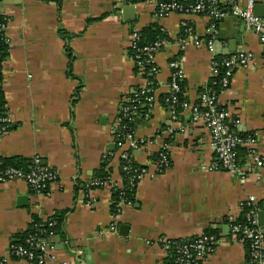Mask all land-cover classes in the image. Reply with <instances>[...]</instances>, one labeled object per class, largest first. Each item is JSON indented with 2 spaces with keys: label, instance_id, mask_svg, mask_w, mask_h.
Wrapping results in <instances>:
<instances>
[{
  "label": "crops",
  "instance_id": "crops-1",
  "mask_svg": "<svg viewBox=\"0 0 264 264\" xmlns=\"http://www.w3.org/2000/svg\"><path fill=\"white\" fill-rule=\"evenodd\" d=\"M241 8L249 0H235ZM264 19V0H254ZM158 0H0L10 45L0 86L11 119L0 139V159L31 161L58 173L47 191L24 181L0 183V263L16 260L11 247L34 219L46 223L67 212L63 229L47 242L46 264H166L163 240L219 238L204 264H250L245 242L231 234L251 197L264 211V168L241 183L217 168L211 134L190 111L174 118L165 104L172 61L181 62L184 96L196 105L213 78L216 57L251 52L254 63L237 69L231 89L219 98L235 132L251 134L264 160V45L237 18L218 23L178 13L159 18ZM133 6L132 13L123 7ZM183 23L216 54L186 39ZM158 26L170 46L156 57L155 102L150 118L136 120L135 135L146 141L133 152L136 163L155 173L152 160L169 146L170 169L141 181L130 204L117 208L116 189L126 187L114 127L132 92L148 84L130 55L134 32ZM124 148L123 150H126ZM106 170L115 187H95ZM107 178V177H106ZM115 206V209L113 208ZM114 228V230H112ZM211 234V235H212Z\"/></svg>",
  "mask_w": 264,
  "mask_h": 264
},
{
  "label": "built area",
  "instance_id": "built-area-1",
  "mask_svg": "<svg viewBox=\"0 0 264 264\" xmlns=\"http://www.w3.org/2000/svg\"><path fill=\"white\" fill-rule=\"evenodd\" d=\"M254 8V0H249L247 6L244 8H241L235 0H195L194 5L189 8H185L176 3L158 4L156 15L159 18L169 16L173 13L202 16L210 19L214 24L234 17L239 19L248 30L253 31L264 45V19L256 16ZM182 25L186 33V39L189 38L196 47H206L210 53L217 55L213 39L217 34L215 30L212 29V33L214 34L213 38L206 45L202 39L194 36L191 27H188L186 23ZM6 31L7 20L0 23V47L4 46L8 48L10 39ZM132 37L131 49H135L138 53L134 61L148 85L132 92V95L121 107L120 116L114 127L116 144L121 149L123 173L127 176V179L124 177L126 187L121 190H115L119 198L117 204L118 209L125 204L132 203L127 198L126 191L133 194L138 184L148 175L154 178L170 169L171 166L168 152L169 146L167 145H164L160 149L157 159L152 160V165L156 170L155 173H150L149 170L136 163L133 152L142 151L146 146V141L137 139L135 132L124 133L125 128L121 126L124 120L133 122L138 119L139 105L142 98L145 99L143 107H147L144 119L150 118L155 96L154 91L151 89L153 82L146 78V75L149 73L153 78H156L160 74V68L156 65V57L165 47L171 45L167 41L138 48L139 33L134 32ZM186 39L180 40L181 50H184L187 46ZM254 61L255 55L251 52H239L236 55L225 58L216 57L213 62V78L196 105L189 103L187 100L183 103L180 102L181 98L184 97V91H182L181 86V82L183 81L182 65L179 60L172 61L169 64L171 71L170 93L165 99V104L171 108L174 118L178 117L182 111H190L194 123L203 122L211 134V144L216 153L219 165L217 168L234 175L241 183L247 181L249 172L261 171L264 168V160L258 153L256 139L252 135L244 138L235 132V126L240 123L230 120L226 109L221 107L219 98L222 93L231 89L237 69L240 67H249ZM2 64L3 56L0 52V75L2 72ZM218 79L217 86L219 85V94L209 88V85L211 83L215 85L216 82L214 81ZM179 106L181 112L178 114L176 108ZM10 126L11 119L6 107H0V139L9 132ZM118 137L121 139L117 140ZM124 148L127 149L123 150ZM241 148L247 150L244 158L240 155ZM16 180L24 181L35 192H45L58 180V173L43 166L40 157H35L31 160L30 167L26 172L16 168H4L2 167V163H0V183ZM111 180L108 177L103 180L97 179L93 186L114 188L115 185ZM245 204L253 207V209L246 214L245 223L238 224L237 221L231 220V234L247 243L250 264H264V227L259 223V213L261 210L257 207L256 200L253 197ZM52 226V223L49 224V227ZM47 240L49 241L50 238L39 241L34 238L29 239L27 241L28 248L12 245L11 255L16 260L26 261L32 264H46ZM163 242L167 255L173 253L178 257L176 261L179 264H204L210 252L218 245L219 238L216 235L206 234L194 239L163 240ZM36 250L40 253H35Z\"/></svg>",
  "mask_w": 264,
  "mask_h": 264
},
{
  "label": "trees",
  "instance_id": "trees-1",
  "mask_svg": "<svg viewBox=\"0 0 264 264\" xmlns=\"http://www.w3.org/2000/svg\"><path fill=\"white\" fill-rule=\"evenodd\" d=\"M158 2L160 5L176 3V4L184 6L185 8H189V7H192L194 5L195 0H158ZM5 20H7V19H5L4 17H2L0 15V23L5 22ZM188 27H191V26L188 25ZM139 35H140V38H139V42L137 45L138 48H143L145 46L152 45L155 43H164V42L169 41V37L158 26H153V27L144 29L142 32L139 33ZM182 38L186 39L185 30H183ZM6 49H7V47H4V46L0 47V52L2 53L3 58H5L7 55ZM130 55L135 60L138 53L135 49H130ZM221 58H225V57L221 56ZM146 78H148L151 82H153L151 85V89L154 91L155 87H156L155 78H153L149 73H147ZM214 82H216V84L214 85L211 83V85H209V88L213 89L214 91H216L219 94L220 93L219 85L217 86L219 79L215 80ZM181 86H182V91H183L184 87H185L184 80L181 82ZM144 100L145 99L142 98L141 103L139 105V117H138V119L144 118V115L147 112V107H143L145 104ZM184 101H186L185 96L181 98L180 102L183 103ZM3 105H4L3 94H2V90H1V86H0V107H3ZM176 112L178 114L181 112L180 106L176 108ZM121 126H122V128L123 127L125 128L124 133L135 132L136 121L134 120L133 122H131L128 120H124ZM250 135L251 134L244 135V138H247ZM120 139L121 138H119V137L117 138V140H120ZM246 153H247L246 149H244V148L240 149V155L242 156V158L245 157ZM156 155L154 156L153 159H157L158 154H156ZM0 163H2V167H4V168H16V169L23 170L26 172L27 169L30 167L31 161H27L25 159H20V158H14V159H0ZM107 164H108V162H105L102 169L97 173V176H96L97 179L103 180V179H106V177H108L109 173L106 170ZM123 176L127 179V176L124 173H123ZM126 193H127L128 199L132 198V195H133L132 193H130L129 191H126ZM117 199H118V193L116 192L114 194L113 200L116 202ZM257 207L259 208L260 205ZM113 208L115 209V206ZM251 209H253V207L248 206V204L244 205L242 214L239 217V219L237 220L238 224L245 223L246 214ZM66 214H67V212L57 214L55 217H52L50 219L49 223L41 221L37 218L34 219V222L30 225L29 229L27 231L19 234L16 237L14 245L23 246L24 248H28L27 241L29 239L34 238V239L39 241L41 239L50 238L51 236L58 234V232L60 233L63 229ZM51 223L53 224V226L49 227V224H51ZM207 234L211 235L212 233H207ZM246 245H247V243H246ZM35 253H40V252L38 250H36ZM177 259H178V257H176L173 253H171V255H168V257L166 259V264H179L176 261Z\"/></svg>",
  "mask_w": 264,
  "mask_h": 264
},
{
  "label": "water",
  "instance_id": "water-1",
  "mask_svg": "<svg viewBox=\"0 0 264 264\" xmlns=\"http://www.w3.org/2000/svg\"><path fill=\"white\" fill-rule=\"evenodd\" d=\"M257 7H258V6L255 5L254 12H255L256 16L262 18V15H260V13H259ZM132 8H133V6H129V5H128V6L123 7V11H124V13H126V14H128V13L131 14V13H132ZM259 223H260V225H261L262 227H264V211H263V210H261L260 213H259Z\"/></svg>",
  "mask_w": 264,
  "mask_h": 264
}]
</instances>
